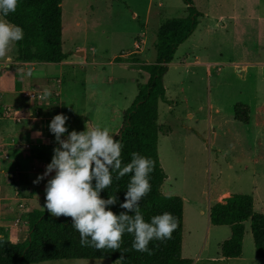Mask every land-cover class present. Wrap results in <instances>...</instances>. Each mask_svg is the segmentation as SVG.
I'll return each mask as SVG.
<instances>
[{"label":"rangeland","instance_id":"1","mask_svg":"<svg viewBox=\"0 0 264 264\" xmlns=\"http://www.w3.org/2000/svg\"><path fill=\"white\" fill-rule=\"evenodd\" d=\"M191 2L200 16L167 66L166 102L158 104L157 154L166 175L160 192L185 202L182 257L192 264H216L212 259L230 229L211 225L208 208L222 202L224 193L247 195L254 212L264 215V0ZM61 14L62 49L75 65L59 77L56 64H44L43 70L53 75L38 69L32 75L50 76L46 84L36 81L20 92L33 87L57 92L61 114L73 111L83 119L81 124L77 120V129L84 131L89 119L94 127L107 126L113 135L147 79L141 63L131 59L152 63L158 26L166 19L185 17L186 7L181 0H62ZM6 61L12 67L18 62L14 43L0 56V69ZM236 104L248 106L247 125L234 120ZM35 108L45 118L57 110L44 103ZM44 203L33 206L43 210ZM244 226L246 261L227 264H264V259L254 258L250 221Z\"/></svg>","mask_w":264,"mask_h":264},{"label":"trees","instance_id":"2","mask_svg":"<svg viewBox=\"0 0 264 264\" xmlns=\"http://www.w3.org/2000/svg\"><path fill=\"white\" fill-rule=\"evenodd\" d=\"M62 0H18L15 12L6 17L23 29V39L14 42L17 60L22 63L59 64L67 59L62 46ZM187 15L182 18L164 20L155 33L152 63L144 64L139 59L140 70L147 75L146 82L138 87L132 104L123 111L120 127L112 135L121 145L122 166L131 161L133 152L151 158L153 170L150 173L151 190L142 197L140 210L145 221L151 217L171 213L176 219V228L167 240L150 241L148 252L132 249L133 236L124 233L119 249H95L81 246L78 231L72 228V218L52 216L46 212L32 210L27 217L28 235L23 243L5 239L0 233V264H38L53 261L109 260L118 264H192L190 259L182 257L183 200L180 197L164 196L161 186L166 179L158 154L159 135L158 104L165 103L164 76L167 66L174 58L178 46L184 43L196 27L200 16L192 6L191 0H181ZM117 61L119 59H116ZM119 62V61H118ZM250 110L248 106H234V120L247 125ZM87 128L93 127L88 122ZM45 147H34L41 151ZM113 173L112 184L100 195L107 199L115 195L118 203L110 206L115 214L125 211L119 207L124 202L131 173L119 180ZM132 214V213H129ZM208 220L213 226H226L230 237L220 245L219 255L225 259H236L242 252L244 223L250 221V233L254 244L255 256L264 259V215L255 213L253 199L247 195H229L222 202L215 203L208 210ZM123 256L122 261H117Z\"/></svg>","mask_w":264,"mask_h":264},{"label":"clouds","instance_id":"3","mask_svg":"<svg viewBox=\"0 0 264 264\" xmlns=\"http://www.w3.org/2000/svg\"><path fill=\"white\" fill-rule=\"evenodd\" d=\"M18 0H0V16L15 12ZM23 39V29L0 19V56L11 44ZM50 93L44 92L42 98ZM68 117L55 115L48 129L58 147L53 148L51 162L45 172L33 183L54 172L45 185V203L53 216L72 218V228L78 231L81 246L95 249H119L124 233L132 234V249L148 252L150 241H163L171 237L176 228V219L169 213L151 217L145 221L140 210V201L150 190V173L153 170L151 158L133 152L131 161L122 166L120 159L122 145L107 126L97 125L89 130L69 131ZM39 135V133H37ZM66 134V135H65ZM115 179L131 173L124 202L119 207L125 211L115 214L110 206L118 203L115 195L107 199L100 193ZM132 213V214H129ZM123 256L117 261H122Z\"/></svg>","mask_w":264,"mask_h":264},{"label":"crops","instance_id":"4","mask_svg":"<svg viewBox=\"0 0 264 264\" xmlns=\"http://www.w3.org/2000/svg\"><path fill=\"white\" fill-rule=\"evenodd\" d=\"M10 62L6 61L4 69H0V233L5 239L23 243L28 235L27 217L29 212L32 210L45 212L35 208L33 203L36 207H41L40 205L45 201V185L47 180L52 178L54 172L38 183H33V181L38 175L45 172L46 165L51 162L53 148L58 147L53 134L49 132L47 122H50L55 115L61 114V111L59 110L60 100L57 92L50 93L48 101L42 103H30L24 99L23 92L29 89L36 90L34 87L20 92V89H24L26 85L34 86L36 81L46 84L48 78L53 75L52 72L50 74L46 69L43 70L42 66L46 63H22L18 61L15 67H12ZM56 65L58 66L57 71H59L57 75L61 77L63 71L69 70L68 68L74 66L75 63L65 60ZM36 69L50 74V76L32 75ZM36 91L44 94V92ZM17 96L23 102H18ZM43 103L53 105L57 107V110H51L47 118L42 117L43 115L41 116L40 111L35 106ZM62 114L66 115L63 112ZM66 116L68 117L66 122L68 130L81 131L77 129L76 125L78 124L77 120L81 124L83 119H77V113L73 111ZM85 120L87 125L90 122L94 127L91 120ZM36 146L45 147V149L33 151ZM15 171H18L17 174H14ZM228 196V193H224L223 198ZM229 237L230 231L226 240ZM244 239L245 226L242 246ZM230 260L246 261L242 257V252L236 259H225L219 254L212 259L216 264H227ZM256 260L262 259L256 258Z\"/></svg>","mask_w":264,"mask_h":264},{"label":"built area","instance_id":"5","mask_svg":"<svg viewBox=\"0 0 264 264\" xmlns=\"http://www.w3.org/2000/svg\"><path fill=\"white\" fill-rule=\"evenodd\" d=\"M135 47H137V45H135ZM42 96V93H39L34 89H29L23 92L24 99L28 100L30 103H42L48 101V96L46 98H42ZM17 172L15 171L14 174H17Z\"/></svg>","mask_w":264,"mask_h":264}]
</instances>
